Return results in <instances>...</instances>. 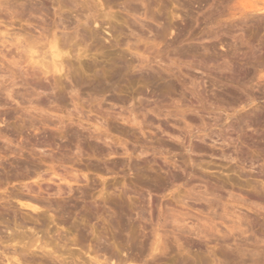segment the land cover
I'll return each instance as SVG.
<instances>
[{
  "label": "rangeland",
  "instance_id": "rangeland-1",
  "mask_svg": "<svg viewBox=\"0 0 264 264\" xmlns=\"http://www.w3.org/2000/svg\"><path fill=\"white\" fill-rule=\"evenodd\" d=\"M0 21V264L157 237L120 263L264 264V0H0ZM14 31L63 70L17 59Z\"/></svg>",
  "mask_w": 264,
  "mask_h": 264
},
{
  "label": "bare ground",
  "instance_id": "bare-ground-1",
  "mask_svg": "<svg viewBox=\"0 0 264 264\" xmlns=\"http://www.w3.org/2000/svg\"><path fill=\"white\" fill-rule=\"evenodd\" d=\"M60 4V3H59ZM59 6V5H58ZM10 7V6H9ZM24 7V6H23ZM28 7V6H27ZM60 7V6H59ZM25 8V7H24ZM91 8V7H90ZM26 9V8H25ZM28 9V8H27ZM26 9V10H27ZM30 9V8H29ZM28 9V10H29ZM34 9V8H33ZM30 11V10H29ZM20 13V12H19ZM81 16H82V14H81ZM87 16H88V19H89V15H86V17L85 18H87ZM90 20H91V17H90ZM93 20H94V18H93ZM85 21V20H84ZM1 22V21H0ZM89 23V21H87L86 20V22L85 23ZM2 25V24H1ZM6 26V25H5ZM86 27V26H85ZM94 28V27H93ZM86 29V28H85ZM87 30H90L89 28L87 29ZM93 30V29H92ZM94 31V30H93ZM90 32H92V31H90ZM96 32V31H95ZM20 34V32H17V33H15V31L13 32V33H6L7 35H8V42H10V44H9V49H11L12 47L14 48H12L11 50L15 53L14 55H16L17 56V59L19 58L21 61L22 60H24V61H26L28 64H29V66H31L33 69H36V71L38 72V73H40V74H43V75H46L47 73H54V74H56V73H60L62 70H63V63H62V56H61V54H62V52L61 51H63L62 50V48H63V46L61 47V49L60 48H58L59 46L57 45V41L55 42V40H53V39H48V38H45V37H43L42 39L40 38V39H31V38H29L27 41L26 40H23V39H20V37H19V34ZM0 34H4V30H0ZM21 35V34H20ZM90 35V34H89ZM45 36V35H44ZM47 36V35H46ZM33 37V36H32ZM54 37V36H53ZM23 38V37H22ZM26 38H28V37H26ZM25 37H24V39H26ZM7 39V38H6ZM4 42H7V40L6 41H4ZM4 44V43H3ZM62 44V43H61ZM44 45H47V49H48V51L50 52V54L51 55H49V56H51V59L50 58H47L45 55V57L49 60V62H45L44 63V59H45V57L43 56V57H41V58H39L40 57V55L42 54V51L40 52V48L41 49H43V47H46V46H44ZM65 46V45H64ZM7 47V46H6ZM8 49V50H9ZM46 49V50H47ZM64 49V48H63ZM6 50L7 52H9V53H7V54H10V55H12L11 54V50ZM44 50V49H43ZM47 52V51H46ZM37 53V54H36ZM48 53V52H47ZM4 54V53H3ZM6 54V55H7ZM36 54V55H35ZM46 54V53H45ZM49 54V53H48ZM64 54V53H63ZM6 55H4V57L6 56ZM10 55L8 56V57H10ZM12 57H15V56H12ZM44 58V59H43ZM64 59V58H63ZM16 60V59H15ZM23 62V61H22ZM21 62V63H22ZM18 63H19V65L21 64L19 61H18ZM48 63V64H47ZM14 64H16V62H14ZM27 64V65H28ZM117 64V63H116ZM18 65V64H17ZM19 65H18V67H19ZM8 66V65H7ZM10 67V66H9ZM18 67H16V68H18ZM119 68V67H118ZM117 68V69H118ZM19 69V68H18ZM117 69H115L116 71H113L112 72V74L110 75V79L111 80H114L115 81V79L117 78V76H118V71H117ZM13 70V69H12ZM119 70V69H118ZM35 71V72H36ZM120 71V70H119ZM36 74V73H35ZM42 75V76H43ZM38 76V75H37ZM40 77V76H39ZM44 78H47V76L45 77L44 76ZM100 85V84H99ZM98 85V86H99ZM38 86V85H37ZM99 90H100V86H99V88H98ZM223 154V153H222ZM225 156V155H224ZM230 158V157H229ZM233 159V158H232ZM38 202H39V200H38ZM25 206L26 207H28V208H31L32 210H33V212L34 211H37L38 210V206L36 205V203H34L33 205H31V204H29V203H25ZM37 213V212H36ZM1 218V217H0ZM4 220V219H3ZM8 221V220H7ZM7 221H4V226L8 229L10 226H11V224H10V222H7ZM1 222V221H0ZM3 222V221H2ZM175 222V221H174ZM178 222V221H177ZM16 222H14V224H15ZM23 223V222H22ZM21 223V224H22ZM17 224V223H16ZM183 224V223H182ZM18 225V224H17ZM26 225V224H25ZM20 226V225H19ZM175 226H178V224L177 225H175ZM174 226V227H175ZM187 226V225H186ZM22 227V226H21ZM176 229H177V227H175ZM181 229V228H180ZM183 231V230H182ZM189 231V230H188ZM198 231V230H197ZM37 232V231H36ZM152 232H154V231H152ZM192 232H193V230H192ZM155 233V232H154ZM153 233V234H154ZM195 233H197V232H195ZM25 235V234H24ZM199 234H197V236H198ZM23 236V235H22ZM37 236V235H36ZM145 236V235H144ZM19 235L16 233V234H10L9 236H8V238L6 239V241H9V242H11V241H13V242H15V243H17V241H19L18 239H19ZM26 238V237H25ZM32 238V237H31ZM34 238V237H33ZM115 238H117V237H115ZM38 240H39V238H37ZM36 239V240H37ZM118 239V238H117ZM146 239V238H145ZM145 239H142V240H140L139 242H137V243H130L129 245H127V247L129 248V249H131V250H135L137 253H139L140 255H141V253H145L146 252V250H149V249H147V244H146V241H145ZM162 239V238H161ZM2 240H4V239H2ZM32 240V239H31ZM37 240V241H38ZM70 240V239H69ZM74 240H77V239H74ZM119 240H122L121 238H119ZM150 240H151V237H150ZM155 240V239H154ZM5 241V242H6ZM43 241V240H42ZM80 241V240H79ZM4 242V241H3ZM32 242H34V239L32 240ZM39 242H41L40 240H39ZM44 242V241H43ZM43 242H41V243H39V248L42 250V248L44 249V247H42V246H47L45 243H43ZM68 242V241H67ZM78 242V241H77ZM82 242V241H81ZM153 242V241H152ZM43 243V245H41ZM66 243V242H65ZM72 243V242H71ZM83 243V242H82ZM128 243V242H127ZM151 243V242H150ZM165 243V242H164ZM32 244V243H31ZM74 244V243H73ZM78 244H81V243H78ZM97 244H99V243H97ZM149 244V243H148ZM7 245V244H6ZM9 245V244H8ZM12 246H13V244H11ZM28 245V244H27ZM32 245H34V243L32 244ZM32 245H30V241H29V246L31 247ZM150 245V244H149ZM152 245V244H151ZM162 245H163V243H162ZM167 245V244H166ZM166 245H163L162 246V249L161 248H159V247H161V243H160V241H159V237H157L156 238V240H155V243H154V246H152L151 248H150V246H149V248L151 249V251L150 252H152V251H154V250H157L158 248L162 251V252H164L165 251V246ZM24 246V245H23ZM67 246V245H66ZM96 246V245H95ZM101 247V248H103L102 250H103V252H104V255H105V262H101L100 261V259L98 258V256H97V254H95V253H98V255L100 254L99 252H95V251H97L99 248H95V249H97V250H95L94 251V254H95V256H94V254H93V258H91V259H93L94 261H92V263H96V264H111V262H113L114 260L116 261V263L115 264H121L120 262H124L125 263V261H127L128 262V260L129 261H131V259H134V258H132V254H135L136 252H134V253H132L131 254V256H130V254H128V252H125V253H123V255H122V253H121V251H120V253H121V256H119L120 255V253H118V251H115L116 249L113 247H110V246H104V247H102V246H100V244L99 245H97V247ZM30 247H29V249H30ZM63 247V246H62ZM179 247V246H178ZM8 248H9V246H8ZM7 249V248H6ZM5 249V250H6ZM14 250L12 251V252H10V253H12V256H11V258H13V260L15 261V263L17 262V264H23L22 262L23 261H25V260H27L26 259V257H23L22 255V257L23 258H25V260L21 257V256H19V258H16L15 257V255H16V252H18V251H16V249H15V247L13 248ZM36 249H37V247H36ZM66 249H68V248H66ZM115 249V250H114ZM22 250V247L20 248V251ZM23 250H24V248H23ZM54 250V249H53ZM52 250V251H53ZM101 250V249H100ZM167 250V249H166ZM184 250V249H183ZM29 250L27 249V251L26 252H28ZM45 251V250H44ZM50 251V250H49ZM57 251H58V249H57ZM2 252H3V250H2ZM9 252V251H8ZM22 252V251H21ZM21 252H19V253H21ZM43 252V251H42ZM46 252V251H45ZM23 253V252H22ZM31 253V252H30ZM47 253V252H46ZM143 253V254H144ZM166 253V251L163 253V254H165ZM217 253V252H216ZM139 254H137V256L136 257H138V255ZM147 254V253H146ZM20 255V254H19ZM24 256H25V254H23ZM49 255H51V254H49ZM102 255V254H101ZM107 255V256H106ZM220 255V254H219ZM222 255H223V253H222ZM18 256V255H17ZM45 256V255H44ZM123 256V258H121ZM135 256H133V257H135ZM218 256V255H217ZM2 257V256H1ZM20 257L22 258V260H20ZM99 257H100V255H99ZM8 258V257H7ZM43 258V257H42ZM58 258V257H57ZM101 258V257H100ZM217 258V257H216ZM59 259V258H58ZM64 260H65V258H63ZM104 259H103V261H104ZM127 259V260H126ZM181 260L179 261V260H177V261H174L172 264H188L187 262H184V260H185V258L184 259H182V258H180ZM219 259V258H218ZM217 259V260H218ZM8 259H6V261H7ZM10 260V259H9ZM63 260V261H64ZM134 260H137L136 258L134 259ZM133 260V261H134ZM140 260V259H139ZM11 262H8V264H11L13 261H12V259L10 260ZM29 263H33V261H29V260H27ZM114 261V262H115ZM117 261H118V263H117ZM179 261V262H178ZM187 261V260H186ZM15 263H13V264H15ZM28 263V264H29ZM130 263H132V262H130ZM24 264H26V263H24ZM47 264V263H46Z\"/></svg>",
  "mask_w": 264,
  "mask_h": 264
}]
</instances>
